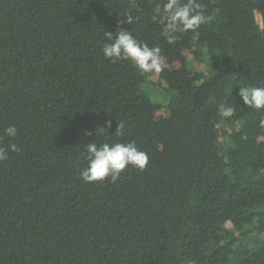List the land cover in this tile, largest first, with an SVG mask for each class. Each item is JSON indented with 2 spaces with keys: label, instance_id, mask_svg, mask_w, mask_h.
<instances>
[{
  "label": "trees",
  "instance_id": "obj_1",
  "mask_svg": "<svg viewBox=\"0 0 264 264\" xmlns=\"http://www.w3.org/2000/svg\"><path fill=\"white\" fill-rule=\"evenodd\" d=\"M162 3L0 0V264H264V109L239 94L264 87V0H198L206 23L172 44ZM118 26L161 48L162 100L103 55ZM92 140L134 141L148 166L85 183Z\"/></svg>",
  "mask_w": 264,
  "mask_h": 264
},
{
  "label": "clouds",
  "instance_id": "obj_2",
  "mask_svg": "<svg viewBox=\"0 0 264 264\" xmlns=\"http://www.w3.org/2000/svg\"><path fill=\"white\" fill-rule=\"evenodd\" d=\"M135 19H138L135 18ZM134 18L126 15V21L132 25ZM153 20L162 26V35L169 44L177 40V33L192 31L198 35L201 25L206 23L202 6L198 0H163L161 5L155 8ZM107 42L103 45L102 52L105 58L113 61L128 60L142 73H159L162 71L161 48L159 46H149L147 43L138 40L131 31L118 26L117 32L104 33ZM239 94L245 105L255 109H264V87L251 86L240 87ZM223 117H232L235 108L221 105L219 109ZM264 127V120L260 121ZM112 127V121H106L105 126L97 131V135L106 136L107 129ZM18 128L9 125L4 130V135L8 138H15ZM125 134V125L119 122L115 131L116 136ZM88 135H91L89 132ZM10 149L17 151L16 144H11ZM87 166L80 171V176L85 183L104 181L110 178L116 182L121 174L128 167H135L144 170L149 163V156L146 151L140 149L134 141L129 142H104L97 143L92 140L85 144ZM8 158V150L0 147V161Z\"/></svg>",
  "mask_w": 264,
  "mask_h": 264
},
{
  "label": "rangeland",
  "instance_id": "obj_3",
  "mask_svg": "<svg viewBox=\"0 0 264 264\" xmlns=\"http://www.w3.org/2000/svg\"><path fill=\"white\" fill-rule=\"evenodd\" d=\"M257 19L261 23V17L259 14H257ZM161 60H162V66L165 65L164 59L161 58ZM192 68L195 71L201 72L205 69V66H204V64L194 62L192 65ZM148 81L155 84V85H152L151 88H149V90L152 91L154 98L156 100H159V101L162 100V97L164 96V93H166V92L164 89H161L160 83L158 82V73H155V72L149 73L148 74ZM162 114L167 115V112L165 110H163ZM226 226L228 228L233 229V226L231 223H227Z\"/></svg>",
  "mask_w": 264,
  "mask_h": 264
}]
</instances>
